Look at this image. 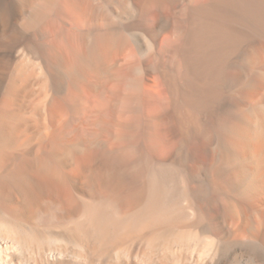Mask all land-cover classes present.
I'll return each mask as SVG.
<instances>
[{
	"label": "bare ground",
	"instance_id": "1",
	"mask_svg": "<svg viewBox=\"0 0 264 264\" xmlns=\"http://www.w3.org/2000/svg\"><path fill=\"white\" fill-rule=\"evenodd\" d=\"M0 264H264V0H0Z\"/></svg>",
	"mask_w": 264,
	"mask_h": 264
}]
</instances>
